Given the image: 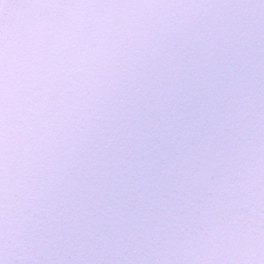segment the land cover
<instances>
[{
	"label": "snow or ice",
	"instance_id": "6c2138e0",
	"mask_svg": "<svg viewBox=\"0 0 264 264\" xmlns=\"http://www.w3.org/2000/svg\"><path fill=\"white\" fill-rule=\"evenodd\" d=\"M0 264H264V0H0Z\"/></svg>",
	"mask_w": 264,
	"mask_h": 264
}]
</instances>
